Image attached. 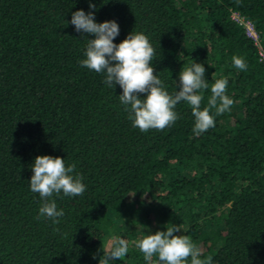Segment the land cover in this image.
<instances>
[{
  "label": "trees",
  "instance_id": "trees-1",
  "mask_svg": "<svg viewBox=\"0 0 264 264\" xmlns=\"http://www.w3.org/2000/svg\"><path fill=\"white\" fill-rule=\"evenodd\" d=\"M89 2L96 23L119 25L114 44L146 35L170 95L199 63L209 85L197 92L201 110L218 79L230 110L210 109L214 127L200 135L183 101L165 129L133 127L119 85L79 63L94 36L66 21ZM40 155L83 177L82 195L47 198L64 212L58 224L40 217L45 201L30 190ZM173 225L202 260L264 264V0H0V264H99L116 239L129 251L109 264H157L135 242Z\"/></svg>",
  "mask_w": 264,
  "mask_h": 264
},
{
  "label": "clouds",
  "instance_id": "clouds-1",
  "mask_svg": "<svg viewBox=\"0 0 264 264\" xmlns=\"http://www.w3.org/2000/svg\"><path fill=\"white\" fill-rule=\"evenodd\" d=\"M92 11L85 13L77 10L72 13L71 20L66 21L74 26L78 33H87L94 36L89 39L85 59L79 63L82 67L96 73H104L109 87L119 85L122 94L120 103L129 112V119L133 127L141 132L149 129L163 130L173 124L179 117L174 111L180 102L191 106L194 117L193 132L200 135L214 127V118L210 109H215L216 115L230 110L234 103L226 95L227 80L218 79L211 85V97L208 107L201 110L202 96L198 90L208 89L209 85L204 78L205 68L199 63H193L179 75V90L170 95L164 90L162 81L153 74L150 66L154 56V49L146 35L130 32L119 44L113 40L119 35V25L113 21L96 23L94 20L95 5L89 2ZM233 64L237 69L246 70L247 65L243 58L233 56ZM140 94H144L143 98ZM32 175L29 180L30 190L38 193L45 202L39 208L40 217H47L54 224H58V217H62V209L57 210L54 201L48 202L53 193H63L64 196H80L85 191L83 177L73 175L75 165L65 167L64 159L49 155H40L34 158L31 164ZM39 218V217H38ZM181 229L178 226L168 227L165 231H156L147 234L135 242V246L143 253L145 260L151 261L157 257V264H186L191 257V264H212V257L200 259V251L191 242L187 235H177ZM129 251L128 242L116 239L110 245L105 258L99 264H109L110 261L120 260Z\"/></svg>",
  "mask_w": 264,
  "mask_h": 264
},
{
  "label": "built area",
  "instance_id": "built-area-1",
  "mask_svg": "<svg viewBox=\"0 0 264 264\" xmlns=\"http://www.w3.org/2000/svg\"><path fill=\"white\" fill-rule=\"evenodd\" d=\"M232 19H233L234 21H236L237 23L241 24V25L245 28V30H246V32H247V35H248V36H249L254 42H256V34H255V32L253 31L251 25H250L248 22L243 21V19L240 18L237 14H233V15H232Z\"/></svg>",
  "mask_w": 264,
  "mask_h": 264
}]
</instances>
